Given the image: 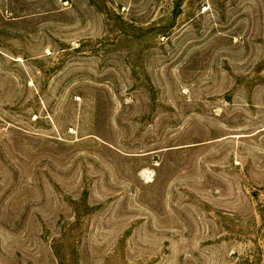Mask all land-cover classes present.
Listing matches in <instances>:
<instances>
[{
	"label": "rangeland",
	"instance_id": "1",
	"mask_svg": "<svg viewBox=\"0 0 264 264\" xmlns=\"http://www.w3.org/2000/svg\"><path fill=\"white\" fill-rule=\"evenodd\" d=\"M0 264H264V0H0Z\"/></svg>",
	"mask_w": 264,
	"mask_h": 264
}]
</instances>
